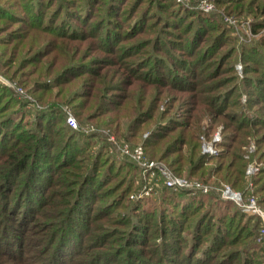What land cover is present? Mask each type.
<instances>
[{
	"label": "rangeland",
	"instance_id": "rangeland-1",
	"mask_svg": "<svg viewBox=\"0 0 264 264\" xmlns=\"http://www.w3.org/2000/svg\"><path fill=\"white\" fill-rule=\"evenodd\" d=\"M84 1L68 0L67 13L57 11L60 14L51 22L47 16L54 6L48 0H0V105L4 102L6 112H14L12 118L24 129L20 134L35 133L37 118L58 121L55 139L63 146L66 134L59 124H68L72 114L78 124L68 125L83 138L77 135L69 151L81 167H65L60 174L57 167L48 175L51 180L39 182L44 193L55 194L50 204L46 194L38 222L26 231V259L0 255V264L45 263L57 246L55 258L73 256L75 264H162V255L178 260V246L185 252L196 245L188 234L191 229L177 219L181 216L192 224L204 212L218 225L212 216L218 213L223 218L232 204L237 208L231 206V214L249 223L245 233L258 230L257 259L264 262V99L256 92L262 74L254 62L259 61L255 56L263 57L250 52L253 61L245 57L249 47L256 49L264 41V18L228 9L222 0H111L110 9V0H89L94 2L89 6ZM34 8L43 9L38 16L50 23L49 30L45 22L34 23L38 19ZM220 31L225 33L218 42ZM54 33L68 38L63 41ZM65 44L76 48V58L64 60L69 56ZM224 52L228 56L220 59ZM192 61L206 64L196 67ZM209 87L212 93H206ZM49 104L54 106L48 109ZM241 118L251 127L237 129ZM175 138L172 153H165V142ZM190 141L199 144V152L191 149ZM231 151L243 156L246 168L242 175L233 174L232 168L222 179L215 170ZM190 152L197 160L193 166L202 167L194 174L177 172L171 159L182 156L185 169ZM220 152H225L224 158L214 157ZM32 156L20 164L14 183H29L27 193L21 195L22 186L21 192L17 187L11 194L16 200L26 194L24 202L35 206L41 193L34 185L31 188V180L42 166L34 165L38 155ZM1 165L2 161L0 169ZM47 168L55 170L52 165ZM80 170L85 175L77 181ZM179 178L182 186L175 181ZM225 189L236 195H227ZM209 193L222 202L206 199ZM198 194L205 199L203 204L186 199L179 205L182 198ZM8 222L6 231L23 238L14 222ZM79 224L86 235L79 233ZM181 228L183 232L175 231ZM56 236L70 238L61 246ZM51 243L55 247L49 250ZM202 243L205 249L210 242ZM40 246L49 251L37 252ZM80 247L81 253H74ZM195 249L191 257L202 261L205 254L193 253Z\"/></svg>",
	"mask_w": 264,
	"mask_h": 264
},
{
	"label": "trees",
	"instance_id": "trees-1",
	"mask_svg": "<svg viewBox=\"0 0 264 264\" xmlns=\"http://www.w3.org/2000/svg\"><path fill=\"white\" fill-rule=\"evenodd\" d=\"M32 1H34V0H32ZM67 1L68 0H57V3H55L56 2L55 0H48V5L54 6L53 10H51V13L52 12L53 13L51 15L47 16L49 21H51V22L54 21L55 15L58 12H60L62 9L65 10V12L67 11L66 10L67 9V5H66ZM84 2L88 6L92 5L94 3V2L90 3L89 0H85ZM222 2L225 3L224 5H226V8H228V7L233 8L235 11L239 12L240 14L252 15L253 17H255V19L264 18V0H222ZM110 5H111V0L109 3V9H110V7H112V5L111 6ZM34 10H35L34 13L38 17V19L34 20V23H37L38 25L39 24L43 25V22H45V20L41 19L38 16L41 13H43V9L34 8ZM112 12H113V10H111L109 12L110 15ZM44 13H46V12H44ZM59 14L60 13H58V15ZM240 14H238V15H240ZM45 17H46V15H45ZM60 21H62V19ZM45 26L49 30L50 23L48 24V22H45ZM255 26L257 27L258 25H255ZM224 33H222L221 31L218 32V34L215 37V41L218 39V42H220L219 39H220V37H222V35ZM54 34L57 37H60L61 39H63V41H65V39L68 38L67 36H64V35H61L58 33H54ZM51 41H48L47 43L50 44ZM211 45H213V44H210L208 46L207 50H209L211 48L210 47ZM64 48L69 49V51H68L69 56L67 59L64 58L65 61L76 58V57H74V52H75L76 48H71V46H69L67 44L64 45ZM196 48L199 49L200 47L197 46ZM248 49L249 50L247 51V54H245V57L248 59V61L252 60V59H250V56H248L249 52L252 54H260L263 57V58H259L258 56H255L257 58V60H259V61H254V62L258 64V66H257L258 72L260 74H262L261 76H258L260 78L261 82L259 83L260 88H258V90L256 92L258 93L259 99L260 98L264 99V41L259 42L256 49H254V47H249ZM231 50L232 49H230L229 51H231ZM228 54L229 53L224 52V54H222L220 59H223V57L225 55L228 56ZM205 55H207L206 52L203 53V56H205ZM73 63L74 62L72 61L71 65ZM191 63L193 65H196L197 62L192 61ZM197 64L198 65H205L206 63H204V64L197 63ZM196 67H198V66L196 65ZM209 81H211V80H209ZM212 87H209V90H208L209 92H206V93H212L211 89H210ZM205 100H206L205 102H207V99H205ZM1 101L2 100L0 99V102ZM53 106L54 105L49 104L48 109L52 108ZM5 107L6 106L4 105V102H3V104L0 105V113L6 112V109H8V108L7 107L5 108ZM14 111H16V110H14ZM13 113L14 112H8V113L6 112L5 116L3 118H0V141H1V143H0V162L2 161V165H1V169H0V173L2 172V176H0V221L5 220V221L0 222V255H6L8 257H13V258H16L17 260L23 262L26 259V258H24L25 255L23 254L24 253L23 245L26 243V240H25L26 231H28V228L31 227L32 222H34V221L38 222V219H39V217L43 211V205L48 200V199H45L46 194L48 193L47 197L49 199H50V196L52 199L53 194H55L53 191L50 192V190H48V192L44 193L43 189L42 188L40 189L38 187L39 182L42 180L41 182L46 181V183H47L48 180H51L48 177V175L55 173L57 167H58L57 171L59 172V174L64 171L65 167H68V169L70 167H81V166H79V165H81V162L73 161V159L71 158V157H73V155L70 154L72 152H69V151L71 149V146L77 142V138H76L77 135L79 138H82V137L79 136V134L81 132H77L73 128L69 127L68 124H66L65 126H63V123L59 124V126L61 127V128H59L60 132H61V130H64V133L66 134V139H65V142L63 141V146L62 145L57 146L56 139H55L56 127L54 124L57 125L58 121L54 123L53 122L54 120H49V122H48L46 118H41L40 120L37 118L36 123H37L39 129L36 130L35 133L32 131V132L27 133V134L26 133L20 134L21 131L24 129L22 128V126L20 124H18L16 121H14V119L12 118ZM233 119H234V117H233ZM233 121L236 122L237 119H235ZM238 123L239 124L237 125V129L251 127V125H249L250 124L249 120H246L243 118H241ZM5 126L6 127L10 126L9 130L5 129ZM168 134H166V135H168ZM83 135L84 134H82V136ZM85 135H87V134H85ZM166 135H164V136H166ZM90 137H92V136H90ZM162 137L163 136H161V138ZM86 138L87 137H84V140H86ZM165 138L168 139V138H170V136L168 135ZM178 139L180 140V138H178ZM174 141L176 143L177 138L170 139L167 142H165V144H164V146H166L164 149L165 153L170 152V151H171L170 153H172V149H173V147H175ZM190 143L192 145V148L191 147L190 148L193 150H195V148H196L199 152V144H193L192 141H190ZM232 144H228L227 147H230V149L233 148ZM178 151H180V150H178ZM35 155H38V156H37V161L35 159H34V161H36L38 163L34 162V165L36 164L38 166H42V170H41V173H38L37 175L34 174V178L31 180V186L34 185V188L36 190L40 189V190L36 191V193H39V192L41 193V194H38L37 203L34 206V204L33 205L28 204V203L26 204L24 202L23 197L26 198L27 197L26 194H25V196H21V198H19L20 200H16V197H14V195H12L11 192L13 190H17V187L21 188V190L17 191V192H21L22 189L25 187V189H23V191L21 192V195L24 192L27 193L28 189H26V188L29 185L28 182H27L28 184H26L25 182L23 184V182H21V184H18V185H15L14 183H16V179H17L16 177H18L20 175V171H19L21 169L20 164L24 161L27 162L31 158V156L33 159ZM191 155H192V152H190V155L188 156V158L186 157V161H188L189 166L185 169L182 167L183 165H185V163L184 164L182 163L183 162L182 156H179L177 159L175 158V160L171 159V163L173 165L175 163H177V168H176L177 172H182L185 170L188 173H192L195 168L202 167V166H197V165L195 167L193 166L197 162V160H196V162H194V158ZM225 155H226L225 152H220L217 156H214V157H217L218 159H222V158H224ZM228 155L230 156V158L226 161L222 159L221 166H219V168H217L215 170V173L220 175L222 179L227 178V176L229 175L232 168H233L232 173L237 174V175L238 174L242 175L244 173L245 168H246V166H245L246 164L243 163V156L242 155L240 156V155L236 154V152H234V151L228 152ZM45 156H49L50 158L42 159V157H45ZM75 156H78L77 153L75 154ZM199 157H202L201 160L203 161L204 156L202 154H200ZM199 157H198V159H200ZM212 157L213 156H211V158ZM43 161H47L46 167H44L42 165ZM95 161L96 160H94V162ZM179 162H181L182 165L178 164ZM31 165H33L32 161H31ZM51 165H52L53 169H55V170L54 171H49V170L46 171L45 168H47V167L50 168ZM95 165H96V163L94 164L93 168L95 167ZM224 165H225V168H224ZM89 167H88V169H89ZM28 169H29V167H28ZM81 170H80V173L75 172V174H74L75 176H79V174H80V176H79L80 179L77 181H81L85 175V172L82 173ZM188 170H190V171H188ZM29 171H30V173H34V169L32 168V166H31ZM180 174H182V173H180ZM192 174H194V173H192ZM199 178L205 180L207 178H210V176H207V178L206 177L204 178L203 175H200ZM4 179H5V181H4ZM11 180H13V182H12L13 185L10 188H7V190L2 191V188L5 187L6 184H10ZM86 182H88V180H86ZM17 183H19V182H17ZM78 183L79 182H76V184H78ZM22 186H23V188H22ZM77 186L80 187V185H77ZM31 188H33V186ZM166 189L170 190L168 188H166ZM179 196L183 197V194L180 193ZM212 197H213L212 194L209 193V194H207L206 199H209ZM13 198H15V200ZM51 199L49 200L48 204L51 203L50 202ZM182 199L183 200L180 201L179 205H183L184 200H186V199L198 200L199 203L202 202L200 204H203L204 200H205L204 198H202V194H198V196H191V198L186 197V198H182ZM212 199L215 200V202H222L221 200L219 201L217 197H213ZM231 206L237 208L233 204ZM231 206L227 207V212L223 218H219L220 215L218 213L215 214V216H212V221H215V219H217V221H219L218 225H217V223H212V222L208 221L209 213L204 214V212H203V214L201 216L197 217V219L194 220L192 224H188L189 220H184V222H183L181 219V216H180L179 219H177V221L179 220V222L183 226H187L189 229H191V230H189L190 232L188 234L191 236V243L195 244L196 246H191V248H189L185 252H183V248L178 246L177 254L178 253L180 254V258H178V260H175L172 258L166 259L167 256L162 255L164 258V262L167 261L169 264H180V263H182V264H264V262L259 260V258L257 259L256 250L261 251V249H259L256 246V243L259 244L257 242L258 230H257V232H254V231H252V229H249L247 231V233H245V230L247 229V227H249V223L243 222L242 217L238 218L236 215L234 216V214H231V212H230ZM58 209L59 210H56V211H61L60 208H58ZM185 210L189 211L190 209L185 208ZM190 211H193V210H190ZM182 213H183V209L181 210V214ZM233 213H234V211H233ZM61 214H62V211H61ZM8 220H11L14 222L13 228L18 229L20 231V233H22V235L24 234V236H23L24 239L20 235H17V237L14 238V236L11 235L12 232L9 233L10 230L6 231L8 223H9ZM13 222H11V223H13ZM79 226H80L79 227V230H80L79 233H83L84 235H86L88 233L87 230L83 229L81 224H79ZM256 226L258 227L257 229H259V227H262V221L259 217L256 220ZM201 229H203V233H201ZM12 231L15 232V230H12ZM175 231L177 233L183 232V228H181L180 230H175ZM65 234L67 235V232H65ZM112 235H114V234H111L109 237H111ZM202 236H205V238L203 239L204 241H206L207 243L210 242L209 244H207L205 249H202V245H203V243H202L203 240L201 239ZM57 238H58L57 243H60V245L62 246L65 244L67 239H69L70 237L67 236L64 239L63 236H61V237H57ZM225 238L226 239L231 238V240L227 241ZM55 240H57V239H55ZM144 241H147V240L145 239ZM177 241H178V239L175 240V242H177ZM253 244H254V246L252 247ZM235 245H239V247L233 248V247H235ZM263 245L264 244L261 243V246H263ZM15 246H16V248H15ZM54 247L55 246H53V244L51 243L49 245V250L54 249ZM58 247L59 246H57L55 248L54 252H49L48 253L49 256L47 258H45V263L42 262L41 264H75L73 256L66 257L65 260H63V261H60L57 258H55V256L58 255V251H56V249ZM194 247H196V249H195L196 251L194 250L193 253L198 252V253L205 254L204 258H202V261H199V262L195 261V259L193 260V258L191 257L192 255H190V252L192 251V249ZM199 247L201 249H199ZM263 247H262V250H263ZM224 249H226V250H224ZM49 250L47 249V251H49ZM40 251L43 254L46 253L47 252L46 247H44V249H43L42 246H40L39 250L37 252H40ZM81 251H82L81 247L76 248L74 253H76V254L81 253ZM206 251H209V252H206ZM140 259L143 260V258H140ZM215 260H219L220 262L217 263ZM164 262L162 264H164ZM149 264H151V262H149Z\"/></svg>",
	"mask_w": 264,
	"mask_h": 264
},
{
	"label": "built area",
	"instance_id": "built-area-1",
	"mask_svg": "<svg viewBox=\"0 0 264 264\" xmlns=\"http://www.w3.org/2000/svg\"><path fill=\"white\" fill-rule=\"evenodd\" d=\"M67 122H68V124H69L70 126H73L74 128H75V127L77 126V124H78V122H77L75 116L72 115V114H69V115L67 116ZM175 181H177V184H179V186H182V184H184V183H183L184 180L181 179V178H179L178 180H175ZM168 184H169V185H175L176 183L173 182V181H169ZM204 189L207 190L206 188H204ZM225 193H227V195H229V196H234V195H236V192H235V191H232V190H230V189H225ZM225 193H224V194H225ZM225 196H226V194H225ZM226 198H227V196H226Z\"/></svg>",
	"mask_w": 264,
	"mask_h": 264
}]
</instances>
